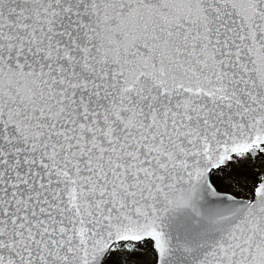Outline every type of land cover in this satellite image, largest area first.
I'll return each mask as SVG.
<instances>
[{"label": "snow or ice", "instance_id": "6c2138e0", "mask_svg": "<svg viewBox=\"0 0 264 264\" xmlns=\"http://www.w3.org/2000/svg\"><path fill=\"white\" fill-rule=\"evenodd\" d=\"M0 264H264V0H0Z\"/></svg>", "mask_w": 264, "mask_h": 264}]
</instances>
